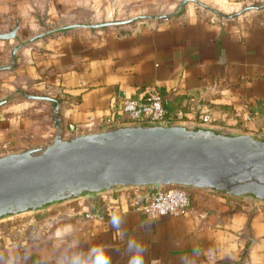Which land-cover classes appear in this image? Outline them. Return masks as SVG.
Segmentation results:
<instances>
[{"label": "crops", "instance_id": "1", "mask_svg": "<svg viewBox=\"0 0 264 264\" xmlns=\"http://www.w3.org/2000/svg\"><path fill=\"white\" fill-rule=\"evenodd\" d=\"M12 30L0 38V157L55 138L53 103L32 96L57 100L61 130L81 136L127 126L123 100L153 88L162 126L264 141V0H0V34ZM130 199L113 189L36 209L54 218L38 237H0V264H70L94 246L128 264L130 239L144 264H264L263 200L199 188L188 213L149 218Z\"/></svg>", "mask_w": 264, "mask_h": 264}, {"label": "water", "instance_id": "2", "mask_svg": "<svg viewBox=\"0 0 264 264\" xmlns=\"http://www.w3.org/2000/svg\"><path fill=\"white\" fill-rule=\"evenodd\" d=\"M32 98L53 103L57 134L40 151L0 157V217L115 186L185 185L264 201V141L177 125L124 126L64 140L58 101Z\"/></svg>", "mask_w": 264, "mask_h": 264}, {"label": "built area", "instance_id": "3", "mask_svg": "<svg viewBox=\"0 0 264 264\" xmlns=\"http://www.w3.org/2000/svg\"><path fill=\"white\" fill-rule=\"evenodd\" d=\"M123 114L127 117V126H156L166 122L165 100L157 89H148L139 97H128L121 104ZM191 110L200 120V124L208 125L212 123L213 118L209 108L205 106L192 107ZM185 111L180 109L176 113L178 120H182ZM249 114L245 120L249 121ZM92 117L89 116V121ZM113 127L107 130H112ZM79 127L75 124H69L67 131L61 130L59 137L64 140H70L78 135ZM106 130V131H107ZM70 132V133H67ZM115 189L124 196H128L132 206L143 212L149 218H157L163 215H181L189 212L191 207V193L193 186L175 185V184H154L145 186H115L109 189L99 191V193L108 192ZM206 189V188H204ZM259 200V199H258ZM110 210L116 208L110 206ZM91 214H86L85 218H91Z\"/></svg>", "mask_w": 264, "mask_h": 264}, {"label": "rangeland", "instance_id": "4", "mask_svg": "<svg viewBox=\"0 0 264 264\" xmlns=\"http://www.w3.org/2000/svg\"><path fill=\"white\" fill-rule=\"evenodd\" d=\"M35 210L16 213L19 214L18 216L16 214H9L0 217V237L12 238L24 234L30 237L40 236L46 223L54 218V213L40 214L35 213ZM32 218H34V221H31Z\"/></svg>", "mask_w": 264, "mask_h": 264}, {"label": "clouds", "instance_id": "5", "mask_svg": "<svg viewBox=\"0 0 264 264\" xmlns=\"http://www.w3.org/2000/svg\"><path fill=\"white\" fill-rule=\"evenodd\" d=\"M114 226L119 225V218L112 220ZM128 249L131 253L128 264H144L143 248L135 240L128 241ZM70 264H111V258L103 246H94L87 253L74 254Z\"/></svg>", "mask_w": 264, "mask_h": 264}, {"label": "trees", "instance_id": "6", "mask_svg": "<svg viewBox=\"0 0 264 264\" xmlns=\"http://www.w3.org/2000/svg\"><path fill=\"white\" fill-rule=\"evenodd\" d=\"M169 111V110H168Z\"/></svg>", "mask_w": 264, "mask_h": 264}]
</instances>
